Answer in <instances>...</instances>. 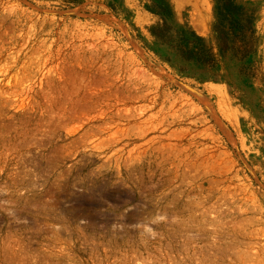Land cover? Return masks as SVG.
<instances>
[{"label":"rangeland","instance_id":"rangeland-1","mask_svg":"<svg viewBox=\"0 0 264 264\" xmlns=\"http://www.w3.org/2000/svg\"><path fill=\"white\" fill-rule=\"evenodd\" d=\"M0 264H264V0H0Z\"/></svg>","mask_w":264,"mask_h":264},{"label":"trees","instance_id":"trees-1","mask_svg":"<svg viewBox=\"0 0 264 264\" xmlns=\"http://www.w3.org/2000/svg\"><path fill=\"white\" fill-rule=\"evenodd\" d=\"M159 30H160V33L156 34V36L162 42V44H166L170 48H173V47L175 48V45L173 43L174 34L170 31V29L166 27H162V28H159ZM183 41L185 42L186 46H189L190 44H192V41H190L188 38H183ZM187 48L188 50H190L189 47ZM184 52L185 51H183L182 49L181 53L184 54ZM186 54H189L188 58H192L189 51Z\"/></svg>","mask_w":264,"mask_h":264}]
</instances>
